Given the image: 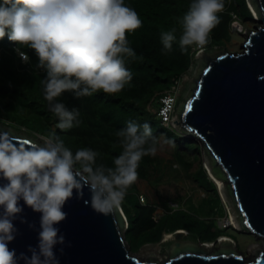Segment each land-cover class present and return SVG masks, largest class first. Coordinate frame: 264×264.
<instances>
[{"label":"clouds","instance_id":"9594fccd","mask_svg":"<svg viewBox=\"0 0 264 264\" xmlns=\"http://www.w3.org/2000/svg\"><path fill=\"white\" fill-rule=\"evenodd\" d=\"M224 10L225 0H191L178 19L181 50L202 49ZM142 23L125 0H0V40L7 36L19 46L17 51L21 46L35 51L37 67L46 72L43 96L61 130L81 123L78 109L70 110L58 99L64 93L77 99L100 92L113 95L132 81L127 63L136 52L127 35ZM175 32H161L164 51L177 42ZM21 56L29 59L26 53ZM116 136L122 151L107 167L97 163L96 150L73 152L58 137L15 143L10 132H0V264H60L57 251L62 254L68 245L58 227L67 218L65 205L74 197L83 199L85 190L89 198L84 202L97 214L108 216L121 207L138 179L141 160L156 154L157 141L150 124L134 120ZM25 207L39 214V227L29 224L37 243L17 254L9 244L19 232L15 222L28 223L22 215Z\"/></svg>","mask_w":264,"mask_h":264},{"label":"trees","instance_id":"16d2710c","mask_svg":"<svg viewBox=\"0 0 264 264\" xmlns=\"http://www.w3.org/2000/svg\"><path fill=\"white\" fill-rule=\"evenodd\" d=\"M191 0H125L135 9L142 27L127 35L129 46L136 52L135 58H128L127 67L133 73L132 81L116 94L103 92L90 97L75 98L64 93L60 102L70 110L78 109L81 121L78 127L61 130L56 127L58 119L50 111L49 103L44 99L42 79L46 76L43 69L37 67L39 61L35 51L21 46L20 52L29 57L24 65L17 54L19 47L7 36L0 40V122L8 127L18 128L44 139L58 137L73 152L79 148H91L99 153L98 164L112 167L113 158L122 151L116 132L126 126L128 120L140 124L148 123L158 147L161 137L165 136L179 146L175 160L182 170L195 183L210 194L202 199L203 209L218 213L210 223L178 205L175 209L171 202H159V206L142 203L136 182L127 190L121 205L128 221L125 240L131 253H138L147 245H160L166 236L179 231L190 235L204 244H212L222 238L224 230L217 227V219L223 218L217 187L209 178L202 165L192 173L199 161L200 146L191 139L177 136L164 127L157 116L159 100L174 88H181L183 78L196 60V50L189 47L182 51L178 40L182 32L178 19L187 12ZM220 24L213 29L205 51L223 48L232 40L235 20L252 21L253 15L247 0H225V10L220 14ZM175 28L177 42L171 51H164L160 42L162 31ZM180 96V95H179ZM181 97V96H180ZM178 98L176 109L181 98ZM157 162L152 155L143 157L138 168V179L149 182L154 178L151 170H156ZM159 179L153 181L157 186ZM191 201V205L195 203ZM161 210L162 214L159 212Z\"/></svg>","mask_w":264,"mask_h":264},{"label":"water","instance_id":"95a60500","mask_svg":"<svg viewBox=\"0 0 264 264\" xmlns=\"http://www.w3.org/2000/svg\"><path fill=\"white\" fill-rule=\"evenodd\" d=\"M255 12L263 27L247 37L241 54L226 53L215 59L203 54L207 66L179 115L181 128L205 146L221 168L244 229L264 239V0H256ZM3 131L8 130L0 123ZM10 134L15 143H32ZM88 198L85 190L83 199L74 197L65 205L67 218L58 227L68 245L62 254L57 251L60 264H157L131 257L123 235L128 221L122 207L104 216L85 204ZM22 215L28 223L15 222L19 232L9 244L17 254L37 243V232L29 224L39 227V214L25 207ZM185 234H174L176 250L166 264H264V253L247 263L231 251L210 255L181 249Z\"/></svg>","mask_w":264,"mask_h":264},{"label":"rangeland","instance_id":"374dc122","mask_svg":"<svg viewBox=\"0 0 264 264\" xmlns=\"http://www.w3.org/2000/svg\"><path fill=\"white\" fill-rule=\"evenodd\" d=\"M247 3L250 9L255 10L256 0H247ZM240 21H237V23H234L233 25L234 28L232 30V40L230 44L223 48L204 51L203 54L208 55L212 59L226 53L241 54L244 51L247 37L252 33L257 32L263 27V25L260 23L259 18L253 19L252 21ZM203 54L196 57L192 68L183 78L181 88L177 93V101L180 96L181 100L175 112L174 120L171 124V131L179 137L191 139L193 142L197 143L198 146H200L201 150L199 152V161L191 172H196L199 166L202 165L209 178L214 182V184H217L213 177L223 183L226 181V177L224 176L221 168L217 165L208 149L203 146L191 133L182 129L180 126L181 117L179 112L181 108H185L187 106L188 101H190L193 97L195 88L201 80L207 66L202 59L204 56ZM1 124L9 132L15 134L16 136H23L29 142L41 143L44 140V138L30 134L25 130L11 128L4 123ZM178 148L179 146L172 143L165 136L161 137L156 154L152 155L158 165L156 170H151V174H153L154 178L149 182L142 180L136 181L139 194L146 199L147 203L159 206V202H171V206L173 208L177 209L178 205L184 207L183 209L191 212L194 217L200 218L205 223H210L213 219L216 220L219 214H210L208 209H203L202 199L208 198L210 194L201 189L191 178V173L188 174L184 172L181 166L176 162L175 152ZM210 172L213 175H211ZM158 179L159 183L155 186L153 181ZM223 185L224 191H221L218 184L216 187L221 200L222 209L226 214L223 218L217 219V227L220 230H224V235L229 236L230 239H221L218 240L215 245L212 243L203 247L196 242L186 240L184 246H189L190 248L208 253L210 255H214L221 250L231 251L236 256L242 257L247 263L254 262L261 254L264 253V239L256 235H251L244 229L235 196L228 185ZM190 199L194 200L195 206L190 204ZM232 216L234 217L237 226L233 225L231 219ZM227 219L231 221L232 226H227ZM123 235L125 236V233H123ZM173 250L174 246L172 242L165 245H147L138 253H131V257L139 261L166 264L173 258Z\"/></svg>","mask_w":264,"mask_h":264},{"label":"built area","instance_id":"2783aa9c","mask_svg":"<svg viewBox=\"0 0 264 264\" xmlns=\"http://www.w3.org/2000/svg\"><path fill=\"white\" fill-rule=\"evenodd\" d=\"M237 21L240 20H235L234 23H237ZM241 22V21H240ZM233 23V25H234ZM234 28V26H233ZM196 57L204 53V48L202 49H196ZM17 54L20 56L22 62L28 63V60L25 61L22 59L21 52L17 51ZM179 87L174 88L172 91H170L165 97L159 100L158 107H157V116L158 119L160 120L161 124L166 127L168 130H171V124L174 120V115H175V109H176V102H177V93L179 91ZM141 202L146 203V199L143 196H140ZM227 226H232L231 221L227 219L226 221ZM128 228V226H127Z\"/></svg>","mask_w":264,"mask_h":264},{"label":"flooded vegetation","instance_id":"af4514ba","mask_svg":"<svg viewBox=\"0 0 264 264\" xmlns=\"http://www.w3.org/2000/svg\"><path fill=\"white\" fill-rule=\"evenodd\" d=\"M169 237H170V238H169ZM165 238H166V239H165ZM165 238H164V240H163V242H162L161 245H165V244H167V243H169V242H172V243H173V246H174V250H173V253H174L175 250H176V241H175L174 234H173V235H170V236H166ZM186 240H190V241L196 242V243H198L199 245H202V247L205 246V245H208V244L201 243L200 241L194 239V238L190 235V233L186 232L185 237L183 238V240H182V242H181V246H182L181 249H184V248H190L189 246H184V243H185ZM216 242H218V241H216ZM216 242H214L213 244L215 245ZM209 244H210V243H209Z\"/></svg>","mask_w":264,"mask_h":264},{"label":"bare ground","instance_id":"6f19581e","mask_svg":"<svg viewBox=\"0 0 264 264\" xmlns=\"http://www.w3.org/2000/svg\"><path fill=\"white\" fill-rule=\"evenodd\" d=\"M254 10V9H253ZM255 11V10H254ZM255 14H256V12H255ZM179 124V123H178ZM211 173V172H210ZM211 175H213L212 173H211ZM214 179H215V181L217 182V184H218V187L221 189V191H224V183L222 182V181H219L218 179H216L215 177H213ZM223 183V184H222ZM224 194V193H223ZM231 219H232V223H233V225L234 226H237L236 225V223H235V220H234V217L232 216L231 217ZM170 238V237H169Z\"/></svg>","mask_w":264,"mask_h":264},{"label":"crops","instance_id":"0c3cea01","mask_svg":"<svg viewBox=\"0 0 264 264\" xmlns=\"http://www.w3.org/2000/svg\"><path fill=\"white\" fill-rule=\"evenodd\" d=\"M190 200H192V201L194 202L193 199H190ZM190 200H189V202H190ZM189 202H188V203H189ZM188 203H187V204H188ZM194 203H195V202H194ZM159 212L162 214L161 210H160ZM225 214H226V213H225ZM225 214H224V215H225ZM185 233H186V232H185Z\"/></svg>","mask_w":264,"mask_h":264}]
</instances>
